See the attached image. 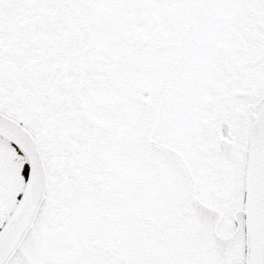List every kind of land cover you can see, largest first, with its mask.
<instances>
[{"label": "snow or ice", "instance_id": "6c2138e0", "mask_svg": "<svg viewBox=\"0 0 264 264\" xmlns=\"http://www.w3.org/2000/svg\"><path fill=\"white\" fill-rule=\"evenodd\" d=\"M0 264H264V0H0Z\"/></svg>", "mask_w": 264, "mask_h": 264}]
</instances>
